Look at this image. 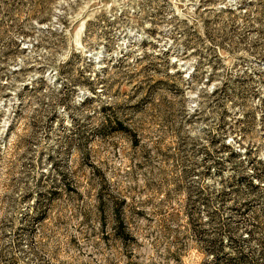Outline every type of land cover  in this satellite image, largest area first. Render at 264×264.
<instances>
[{
  "label": "rangeland",
  "instance_id": "rangeland-1",
  "mask_svg": "<svg viewBox=\"0 0 264 264\" xmlns=\"http://www.w3.org/2000/svg\"><path fill=\"white\" fill-rule=\"evenodd\" d=\"M0 264H264V0H0Z\"/></svg>",
  "mask_w": 264,
  "mask_h": 264
},
{
  "label": "trees",
  "instance_id": "trees-1",
  "mask_svg": "<svg viewBox=\"0 0 264 264\" xmlns=\"http://www.w3.org/2000/svg\"><path fill=\"white\" fill-rule=\"evenodd\" d=\"M255 175V176H254ZM252 178H250L251 182L254 183L255 178H258L259 180H261V178H259L260 176L258 174H252L251 176ZM100 204H99V210L100 211H104L106 206H110L109 202L103 200L102 198L99 199ZM112 211L114 213V217H115V223H116V229L119 227L121 229L123 228H128L127 226V222H126V217L122 216V209H121V205H118L116 203L112 204Z\"/></svg>",
  "mask_w": 264,
  "mask_h": 264
}]
</instances>
